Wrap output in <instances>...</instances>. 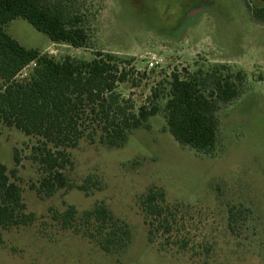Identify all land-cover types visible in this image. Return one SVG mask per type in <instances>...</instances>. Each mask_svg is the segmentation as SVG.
I'll return each mask as SVG.
<instances>
[{
  "label": "rangeland",
  "instance_id": "rangeland-1",
  "mask_svg": "<svg viewBox=\"0 0 264 264\" xmlns=\"http://www.w3.org/2000/svg\"><path fill=\"white\" fill-rule=\"evenodd\" d=\"M85 1L96 14L88 48L54 43L24 19L9 23L8 33L57 61H91L97 52L131 60L147 79L136 88L121 84L118 92L136 110L153 103L163 109L173 72L183 74L184 68L195 72L225 65L234 74H246L245 90L219 111V143L212 155L180 145L161 111L151 117L150 130H135L121 148L83 140L70 149L74 165L67 174L75 187L51 198H40L31 189L40 179L30 159L37 139L0 125V160L13 169L14 149L19 150L18 183L27 212L36 216L30 226L2 231L0 264H264V24L251 15L252 3ZM153 89L158 99H151ZM89 180L94 182L89 192L76 188ZM154 187L176 208L170 234L157 223L148 225L142 210L141 198ZM101 204L132 230V243L121 253H105L81 232L63 229L51 218L50 209L64 213L74 207L81 216ZM231 208L236 213L232 226Z\"/></svg>",
  "mask_w": 264,
  "mask_h": 264
},
{
  "label": "trees",
  "instance_id": "trees-1",
  "mask_svg": "<svg viewBox=\"0 0 264 264\" xmlns=\"http://www.w3.org/2000/svg\"><path fill=\"white\" fill-rule=\"evenodd\" d=\"M248 3H252L249 10L253 18L264 24V0ZM95 15L85 0H0V125L37 139L30 159L38 166L40 179L31 189L40 198H51L60 190L75 187L67 174L74 165L69 150L81 141H99L110 148H121L135 130H150L151 117L161 111L180 145L212 155L219 143V111L245 90L246 74H234L225 65L195 72L184 68L183 74L179 70L173 72L170 95L163 109L153 103L136 110L133 102L118 92L121 84L131 83L136 88L147 79L146 74L132 66L131 60L97 52L91 61H57L21 45L7 30L12 21L24 19L54 43L88 48ZM32 64L36 65L33 73L21 78ZM158 98L157 89H153L151 99ZM14 163L9 170L0 160V242L3 230L30 226L36 221V216L27 212L23 188L18 183L22 158L16 148ZM93 183L89 180L76 188L89 192ZM141 206L150 219L148 225L153 228L157 223L164 233L172 232L176 208L168 205L162 189H150L141 198ZM50 213L63 229L81 232L105 253H121L132 243L130 226L116 219L103 204L81 216L74 207L64 213L50 209ZM235 214L231 208L230 226ZM182 247L187 248L188 244L183 242Z\"/></svg>",
  "mask_w": 264,
  "mask_h": 264
},
{
  "label": "built area",
  "instance_id": "built-area-1",
  "mask_svg": "<svg viewBox=\"0 0 264 264\" xmlns=\"http://www.w3.org/2000/svg\"><path fill=\"white\" fill-rule=\"evenodd\" d=\"M155 65H157V64H155V63H151V64H150V67H154Z\"/></svg>",
  "mask_w": 264,
  "mask_h": 264
}]
</instances>
